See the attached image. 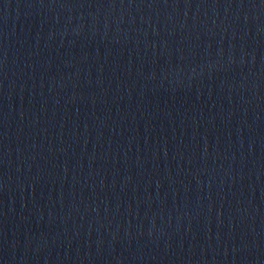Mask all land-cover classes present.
Listing matches in <instances>:
<instances>
[{
  "label": "water",
  "instance_id": "water-1",
  "mask_svg": "<svg viewBox=\"0 0 264 264\" xmlns=\"http://www.w3.org/2000/svg\"><path fill=\"white\" fill-rule=\"evenodd\" d=\"M0 264H264V0H0Z\"/></svg>",
  "mask_w": 264,
  "mask_h": 264
}]
</instances>
